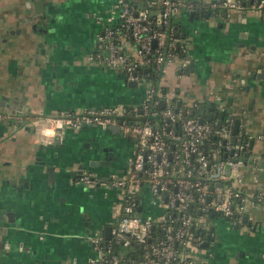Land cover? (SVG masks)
Masks as SVG:
<instances>
[{
	"label": "crops",
	"instance_id": "obj_1",
	"mask_svg": "<svg viewBox=\"0 0 264 264\" xmlns=\"http://www.w3.org/2000/svg\"><path fill=\"white\" fill-rule=\"evenodd\" d=\"M112 1L0 0V110L11 114L0 119V213L12 211L7 217L13 218L0 220V264H87L97 252L84 234L93 227L103 231L116 219L121 192L104 180L129 170L132 137L120 129L112 133L110 127L87 125L66 128L57 138L36 134L29 126L36 117L62 111L119 103L136 108L143 103V85L136 84L139 90L133 91L122 70L88 59ZM199 1L206 5L188 7L172 19L176 34L187 41L186 54L179 60L186 62L180 71L176 62L171 64L158 87L166 97L190 105L198 117L204 105V120L209 106L238 118L252 139L241 168L242 186L264 194V139L258 138L264 136V79L253 76L264 67V12L249 9L250 0H242L245 6L240 8H212L208 3L217 0ZM35 23L40 30L32 28ZM190 60L192 69L185 73ZM47 130L52 134L48 126ZM117 140L120 157L106 164L100 148ZM80 163L82 172L94 176L93 182L73 173ZM47 165L54 166L53 177ZM252 170L258 175L255 182ZM20 181L26 184L19 189L15 184ZM98 187L103 189L101 196ZM146 198L148 212L158 214L159 206ZM263 211L260 206L249 209L257 236L249 242L234 231L239 228L228 224L230 233L218 246L223 259L236 250L243 256L246 249L256 248L258 258L252 254L247 264H264ZM216 216L228 220L213 213L200 218L201 243L207 242L201 245L200 262L230 264L211 251L203 258L206 248L219 242L211 219Z\"/></svg>",
	"mask_w": 264,
	"mask_h": 264
},
{
	"label": "built area",
	"instance_id": "obj_2",
	"mask_svg": "<svg viewBox=\"0 0 264 264\" xmlns=\"http://www.w3.org/2000/svg\"><path fill=\"white\" fill-rule=\"evenodd\" d=\"M204 5L199 0H113L94 50L88 53L89 60L122 70L126 82L143 85L145 98L141 111L155 116L156 122L130 120V110L124 104L67 110L29 122L36 134L57 138H62L66 128L79 129L82 124L101 128L118 125L120 131L133 139L129 170L125 175L104 180L120 189V208L116 209L109 238L104 237L102 230H93L85 236L97 252L87 264H203L200 218L204 215L218 213L237 228L245 224L256 227L250 221L249 209L264 207V194L249 192L242 186L241 170L247 162L244 151L251 147V136L244 132L242 124L234 134L235 118L229 115L222 118L214 131L218 140H210L212 124L190 114V105L181 101L177 104L174 97H166L151 75L152 72L163 75L174 62L178 71L182 69L186 61L179 60L186 54L187 41L176 34L172 19L188 7ZM208 5L245 6L242 0H217ZM248 8L264 12V0H250ZM150 101L153 106L151 103L149 106ZM160 102L163 106L154 108ZM6 118H11V114L0 110V119ZM47 126L52 134H46ZM258 138L264 136L260 134ZM208 140L209 158L202 149ZM80 179L95 180L89 173L81 174ZM251 179L258 180L255 170L251 171ZM144 183L148 202L160 208L158 214L149 213L143 201ZM193 205L198 213L195 217L188 210Z\"/></svg>",
	"mask_w": 264,
	"mask_h": 264
},
{
	"label": "rangeland",
	"instance_id": "obj_3",
	"mask_svg": "<svg viewBox=\"0 0 264 264\" xmlns=\"http://www.w3.org/2000/svg\"><path fill=\"white\" fill-rule=\"evenodd\" d=\"M173 80L174 79L172 78L171 79V82H173ZM139 87H140V85H137V86L131 87L130 89L133 90V91L134 90H139ZM168 93H169V91H168ZM121 104H124V103H119L118 105H121ZM88 130H91V131L95 132V130L93 129V127H90V126H88ZM143 189H144L143 195L146 198L147 197V184L146 183L143 184ZM102 191H103V189L101 187H98V192H99L100 196L102 195ZM146 200H147V198H146ZM115 207L117 208V210H119V208H120V206H119V200L115 204ZM92 213H95V212H92ZM259 214L262 215L263 213H259ZM211 219L213 220L214 224L216 225V229H217V233H218L216 236L218 237L217 239L219 240V242H218V244L215 243V244L210 245L209 247H207L206 248V252H204L205 254L203 253L204 254L203 255V258L204 257H207L208 256L207 255V252H210V251H211V253L214 256L217 255L218 257H220V259L222 260V262L227 259V261H229L230 264H247V261L252 258V256H251L252 254L254 255V257L256 259L258 258L259 253L257 252L258 250L256 251V248H255V249H246L247 250L246 251L247 253L245 255H243V256H237L236 253L238 252V250H236L234 254H228V256L223 259L224 256L219 251L218 246H221L219 244H220V241L221 240H224V238H225V235L224 234L230 233V231L228 230V227H229L228 224H230V222H228V220H226V219H224L222 217H218V216H216L214 218H211ZM219 226L223 227L226 231L224 229H222L221 227H219ZM226 226H227V228H226ZM93 229H94V227L91 228L90 232H92ZM234 231H236L237 233H239V235L246 242L251 241L253 239V237L255 236V233H256V229L251 228L250 226H248V224H245L243 227H240L239 229H236ZM261 231H264V229L261 230ZM90 232H88V233H90ZM88 233H86L84 235H87ZM256 237L257 236H255V238ZM224 251H225L224 253L226 254V250H224ZM227 253H228V250H227Z\"/></svg>",
	"mask_w": 264,
	"mask_h": 264
},
{
	"label": "water",
	"instance_id": "obj_4",
	"mask_svg": "<svg viewBox=\"0 0 264 264\" xmlns=\"http://www.w3.org/2000/svg\"><path fill=\"white\" fill-rule=\"evenodd\" d=\"M32 28L34 30L35 29H38V30L41 29L40 27H37L36 23L33 24ZM43 30L45 31L46 28H43ZM192 64H193V60H190V63L184 68V72L185 73H188L189 72V69L190 70L192 69ZM255 75L257 77H259V78L264 79V67L261 68V70L259 72L253 74V76H255ZM128 85L135 86L136 85V82L135 81H128ZM0 98H2V96H0ZM177 104H179V101H177ZM162 106H163V104H162ZM207 109L209 110V112L206 115V119L207 120H210V119H212V116H218V118L216 120V127H219L220 124H221V122H222L223 114H221V113L218 114V112L216 110L214 111V107L213 106H209V107H207ZM203 110H204V105H201L199 107L198 111L196 112L199 115V121H203L204 120ZM190 114L195 115V110L192 109L191 112H190ZM85 126H87V125L86 124H82L81 125V127H85ZM238 128H239V120H238V118H235L234 119V123H233L232 132L234 134H236L238 132ZM110 129L112 130V133L119 132V126L118 125L110 126ZM231 141L232 142L235 141V137L234 136L231 138ZM169 157H170V155H169ZM94 161H95L94 164H97V163L102 164V163H104L102 160H94ZM41 163L44 164V161H41ZM108 163H109V161H106V164H108ZM46 171L49 173V176H51V177L54 176L53 175V173H54V166L53 165H47L46 166ZM82 171H83V163H80L79 166H78V170H74L73 173L74 174H77V175H81L83 173ZM225 172H227V173L229 172V168L228 167L225 168ZM92 177L94 178V176H92ZM97 183L99 184L100 182H97ZM211 188H212V186L209 187V189H211ZM139 192H140V189L137 192V195L138 196H139ZM139 203L140 204L142 203V199L141 198H139ZM137 210L138 211L140 210V205L137 207ZM7 213L12 214V211L11 212H5L1 218L4 217V220H13V218L7 217V215H8ZM110 231H111V225L110 224L105 225L104 226V230H103V233H104V237L105 238H109L110 237ZM201 245L206 246L207 245V242L204 241L203 243H201Z\"/></svg>",
	"mask_w": 264,
	"mask_h": 264
},
{
	"label": "trees",
	"instance_id": "obj_5",
	"mask_svg": "<svg viewBox=\"0 0 264 264\" xmlns=\"http://www.w3.org/2000/svg\"><path fill=\"white\" fill-rule=\"evenodd\" d=\"M142 72H144V70L142 69L141 70ZM151 75H152V79H153V81H154V83L155 84H157L158 83V78H159V73L158 72H152L151 73ZM163 100H161V102H162ZM152 101H150L149 102V106H150V103H151ZM158 103L157 105H154V108H158V109H160L161 108V105H162V103ZM128 106V108H129V110H130V114L128 115V117H129V119L130 120H149V121H152V122H156L155 120L157 119L155 116H151V115H148V114H145L143 111H141V108H142V104L140 105V106H137L136 108H134L133 106H130V105H127ZM151 106H153V104L151 103ZM150 110V109H149ZM224 113V115H223V118L225 119V117H226V114H225V112H223ZM209 121V123L210 124H212V126H213V131L211 132V135H210V140H213V141H217L218 140V135L217 134H215V129H216V125L214 124V119H210V120H208ZM155 125H156V123H155ZM243 139H244V137H243ZM210 141L208 140V141H205L204 143H203V145H202V149L205 151V154L208 156V158L210 157ZM247 152H245L244 151V154H246ZM225 155V153L224 152H222L221 153V156H224ZM195 163V165H196V162H194ZM188 210H189V212H191L192 213V215L195 217V216H197V209H196V207L193 205V207L192 208H188ZM214 215H219L218 213H214ZM219 216H221V215H219ZM117 247L118 246H114V248L115 249H117Z\"/></svg>",
	"mask_w": 264,
	"mask_h": 264
},
{
	"label": "flooded vegetation",
	"instance_id": "obj_6",
	"mask_svg": "<svg viewBox=\"0 0 264 264\" xmlns=\"http://www.w3.org/2000/svg\"><path fill=\"white\" fill-rule=\"evenodd\" d=\"M118 143L119 142L117 140V142L114 141V144L109 143V142H105L102 144L100 151L102 152V158L104 161H109L110 163H112V162L119 159L120 156H119L118 148H117ZM5 180H7L8 182H11L13 184L16 181L13 178H6ZM25 184H26V181H22V182L20 181L18 184L17 183L15 184L16 185L15 187L20 189ZM2 216H3V213H0V220L4 219V217L1 218ZM99 230H101V229H99Z\"/></svg>",
	"mask_w": 264,
	"mask_h": 264
}]
</instances>
